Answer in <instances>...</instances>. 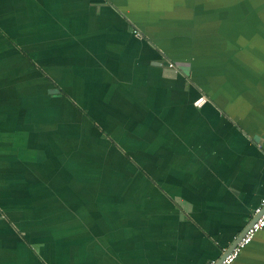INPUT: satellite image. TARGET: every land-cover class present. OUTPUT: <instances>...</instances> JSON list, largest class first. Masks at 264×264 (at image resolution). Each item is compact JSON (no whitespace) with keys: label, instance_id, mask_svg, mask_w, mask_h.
I'll return each instance as SVG.
<instances>
[{"label":"crops","instance_id":"obj_1","mask_svg":"<svg viewBox=\"0 0 264 264\" xmlns=\"http://www.w3.org/2000/svg\"><path fill=\"white\" fill-rule=\"evenodd\" d=\"M248 1L0 0V264L217 260L264 197ZM231 264H264V228Z\"/></svg>","mask_w":264,"mask_h":264},{"label":"rangeland","instance_id":"obj_2","mask_svg":"<svg viewBox=\"0 0 264 264\" xmlns=\"http://www.w3.org/2000/svg\"><path fill=\"white\" fill-rule=\"evenodd\" d=\"M243 1L244 0H238L240 7L243 4ZM248 2L250 5L249 8L245 9V10L241 9L240 15L242 13H252V10H251V5H252L254 13L256 15L259 14V15L263 16V18H264V0H249ZM229 9H231L230 8V1H229V4L221 5L220 11L223 14H226ZM211 11L212 10L209 8L208 14L212 15L211 17H213V16H215V14H217V12L214 13ZM256 26H258L260 29H263V24H261V23L256 24ZM207 27L211 28L212 24L207 25ZM256 56H257V54H256ZM15 203L20 205L21 200H15ZM2 213H3V217L9 218L12 227L21 233V235L25 241H27L28 237L31 236L30 242L32 245V249H34L39 254H42L45 252V249H47V244H50V243H48V241H46L44 236H43V229H42L43 223L39 224L37 221H35L34 215L31 211H28L26 214H12V215H10V214H8V211L5 209ZM23 219L25 220V225L28 229L27 228L26 229L24 228L25 230L22 229L21 225L23 223ZM25 231L27 233L28 232L31 233V235H27L25 233ZM39 245H41V246H39Z\"/></svg>","mask_w":264,"mask_h":264},{"label":"built area","instance_id":"obj_3","mask_svg":"<svg viewBox=\"0 0 264 264\" xmlns=\"http://www.w3.org/2000/svg\"><path fill=\"white\" fill-rule=\"evenodd\" d=\"M169 66H174L169 62ZM255 220L247 227L243 236L238 240L236 245L218 262V264H231L240 251L253 239L256 232L264 228V197L260 199L259 205L254 210ZM207 264H215V260Z\"/></svg>","mask_w":264,"mask_h":264},{"label":"water","instance_id":"obj_4","mask_svg":"<svg viewBox=\"0 0 264 264\" xmlns=\"http://www.w3.org/2000/svg\"><path fill=\"white\" fill-rule=\"evenodd\" d=\"M160 63V62H159ZM257 216H253L252 219L248 222V224L243 228V230L235 237V239L233 240V242L230 244V246H228V248H226L222 254L217 258V260H215V264H218V262L236 245V243L238 242V240L243 236L245 230L247 229V227L255 220Z\"/></svg>","mask_w":264,"mask_h":264}]
</instances>
